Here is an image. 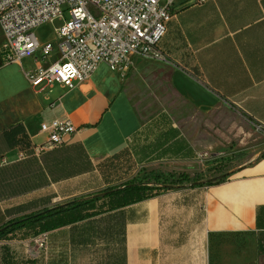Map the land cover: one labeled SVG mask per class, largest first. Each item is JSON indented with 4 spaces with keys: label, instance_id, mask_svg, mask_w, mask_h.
Returning <instances> with one entry per match:
<instances>
[{
    "label": "crops",
    "instance_id": "1",
    "mask_svg": "<svg viewBox=\"0 0 264 264\" xmlns=\"http://www.w3.org/2000/svg\"><path fill=\"white\" fill-rule=\"evenodd\" d=\"M173 11L160 43L171 88L198 118L210 116L223 127L215 125L210 133L200 125L194 136L161 116L164 126L152 136L121 71L102 63L84 83L73 89L59 84L61 91L52 95L48 88L55 83L34 85L26 72L52 63L56 51L46 60L37 51L9 63L0 53V134L18 124L36 147L47 139L43 122L70 118L77 130L66 144H82L95 168L26 196L0 200V226L13 218L6 208L46 195H55L54 202L145 173L203 171L210 167L200 155L208 154L209 147L220 149L228 137L241 140V132L250 134L251 127L264 131V0H174ZM2 38L0 29V49ZM234 122L232 128L242 130L230 136ZM7 140L0 135V164L4 157L12 161L21 155L20 146ZM263 153L216 174L219 180L212 185L160 190L46 232V264H78L82 257V264H264ZM15 233L0 240L2 264L12 261L8 255L27 240L28 234L19 241L11 238ZM61 243L69 253L65 258L58 254Z\"/></svg>",
    "mask_w": 264,
    "mask_h": 264
},
{
    "label": "built area",
    "instance_id": "2",
    "mask_svg": "<svg viewBox=\"0 0 264 264\" xmlns=\"http://www.w3.org/2000/svg\"><path fill=\"white\" fill-rule=\"evenodd\" d=\"M64 6L70 18L56 30L55 40L41 44L35 30L63 18ZM173 10L174 0H0L5 61L20 62L37 51L46 60L56 51L52 63L26 72L34 85L59 83L73 89L90 79L102 63L124 75L136 57L165 60L160 43ZM76 130L70 118L43 122L41 132L47 139L34 147L35 152L65 144ZM207 156L201 154L200 160ZM1 162L8 160L4 157ZM35 241L46 248L47 233L37 235Z\"/></svg>",
    "mask_w": 264,
    "mask_h": 264
},
{
    "label": "trees",
    "instance_id": "3",
    "mask_svg": "<svg viewBox=\"0 0 264 264\" xmlns=\"http://www.w3.org/2000/svg\"><path fill=\"white\" fill-rule=\"evenodd\" d=\"M1 137L7 136L14 146H20L23 158L0 164V200L16 199L81 174L94 171L84 146L79 143L62 144L50 150L35 152L20 125L9 128ZM264 156V153L263 155ZM143 179H133L87 196H79L64 203L48 207L55 195H46L6 208L8 217H13L0 226V240L10 233L23 229L35 230L37 235L62 226L98 215L101 211L115 210L128 204L149 198L160 190L212 185L217 180L198 179L187 173L150 174ZM225 177V176H223ZM219 180V178H217ZM99 188V186L93 187ZM108 200L105 203V200ZM101 203L100 206L98 203ZM99 207H103L100 210ZM105 210V211H106ZM20 215V216H18ZM0 246V264L3 262Z\"/></svg>",
    "mask_w": 264,
    "mask_h": 264
},
{
    "label": "rangeland",
    "instance_id": "4",
    "mask_svg": "<svg viewBox=\"0 0 264 264\" xmlns=\"http://www.w3.org/2000/svg\"><path fill=\"white\" fill-rule=\"evenodd\" d=\"M63 9L65 10L63 18L56 19L53 22L41 26L35 30L41 42L46 43L55 40L56 30L61 28L65 21L70 18L69 11L65 6ZM4 52L5 51L2 47L0 49V53L2 55L1 59L3 62H6ZM165 61L166 58L165 60H157L153 58L136 57L133 63L129 66L126 73L124 75L122 74L124 85L131 102L133 103L142 120L149 121L148 125H151L152 132L149 130V132H151L149 135L154 136L158 133V130L163 128L160 126H164V123H159L158 120L161 116L171 117L170 119L172 122L174 121L177 126L182 125L186 127L187 130L194 136L197 134V127H200V125L202 126L203 130H207L210 133L215 125H220L221 127L223 124L221 122L220 124L215 123V121L213 122V118L210 116H199L198 118L196 112L178 98L171 88L169 81V69L164 64ZM44 84L46 83H43L42 85ZM48 89L49 93L52 95L61 91L59 83H55L52 88ZM197 118L200 121L198 124L196 123ZM224 119H227V116ZM183 120L186 122H183ZM234 125H237L236 122L230 123L229 128H232ZM241 127H243V124ZM240 129H229L230 136H236V133H238ZM248 131L250 134H244V132H241L243 136L241 140L226 137L227 141L223 139L224 145L222 144L223 146H221V148L218 150L216 147H209V149H207L208 156L205 160L207 161L206 164L210 168H205L203 171H195L193 174H191V176L198 179H209L220 172H226L249 159L255 158L258 152H263L264 131L256 127H251V129ZM209 141H211V138H209ZM236 145L237 149H235L237 151L234 152V147ZM150 174L151 173H145L144 175L137 178L143 179L146 176H148L147 178H150ZM106 188L109 187H99L82 195L54 201L52 204L48 205V207L64 203L67 200L73 199L75 197L87 196L88 194H93ZM100 204L101 203L99 202L98 205L100 206ZM102 208L103 207H99L100 210H103ZM25 234H28L27 238ZM36 235L37 234L35 233V230H31L28 233L27 231H17V233H15V235H13L11 238L17 241L24 238L27 240L26 242L19 243L20 248H18L17 251H14L12 255H8L9 258L11 257L12 261H6L7 264H46V257L49 258L50 255L45 253V248L41 247L39 243L35 241ZM61 240L64 242V235L62 236ZM61 245L62 250L58 254L65 258L69 253L67 252V247L64 246L65 244L61 243ZM25 248L28 251H25ZM50 248L51 237L49 249ZM87 252L88 251L81 255H88ZM54 254H57V251H54ZM83 259L84 257L81 258L78 264H82L84 262ZM261 259L264 261V256H262ZM72 264L74 263L72 262Z\"/></svg>",
    "mask_w": 264,
    "mask_h": 264
},
{
    "label": "water",
    "instance_id": "5",
    "mask_svg": "<svg viewBox=\"0 0 264 264\" xmlns=\"http://www.w3.org/2000/svg\"><path fill=\"white\" fill-rule=\"evenodd\" d=\"M217 178H218V177H213V178H211V179L215 181V180H217Z\"/></svg>",
    "mask_w": 264,
    "mask_h": 264
}]
</instances>
